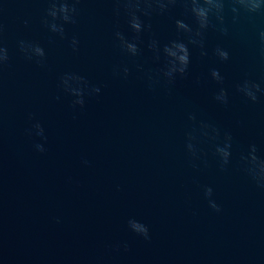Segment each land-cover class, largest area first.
Masks as SVG:
<instances>
[{
    "label": "water",
    "instance_id": "95a60500",
    "mask_svg": "<svg viewBox=\"0 0 264 264\" xmlns=\"http://www.w3.org/2000/svg\"><path fill=\"white\" fill-rule=\"evenodd\" d=\"M199 6L0 0V264H264V186L246 159L254 145L264 160V7L213 0L201 27ZM173 41L190 62L169 77Z\"/></svg>",
    "mask_w": 264,
    "mask_h": 264
},
{
    "label": "clouds",
    "instance_id": "9594fccd",
    "mask_svg": "<svg viewBox=\"0 0 264 264\" xmlns=\"http://www.w3.org/2000/svg\"><path fill=\"white\" fill-rule=\"evenodd\" d=\"M198 2L201 3V6L194 7L193 12L197 16V18L200 20L201 27H206L207 26V19L206 18H207V15H208V12L210 11V9L205 7L204 5L211 4L213 2V0H193L194 5L197 4ZM234 2L242 4V5H244V4L248 5V10L251 12H256V11L260 10L262 7H264V0H234ZM217 7H222V5H217ZM59 11L65 14L63 18H64V20L67 21L69 19L67 13L70 11L67 3H62L60 5ZM233 11H236V9L234 8ZM51 15H53V16L56 15L55 5L53 6V9L51 10ZM176 24H177L178 28H182V29H185L186 31H190L188 25L185 24L183 21L177 20ZM130 26L136 32L141 31V27H142L141 22L135 16L131 19ZM52 28H53V30H56V25H52ZM60 31H63V29L61 28ZM117 35L120 36L119 33H117ZM260 35H261V39L264 40V32H261ZM120 38H121L122 45L126 48V50L128 52H130L131 54L135 55L138 51L137 45L135 43L128 42V41L124 40L123 36H120ZM191 42L196 43L195 40H192ZM21 44L23 47V42H21ZM33 50L35 51L36 54H38L40 56L44 55L43 49L39 46H35ZM164 50L167 53V55L172 58V60L170 62L171 67L168 69L166 75L171 77L173 75V73H176V72H179L182 75L185 74L187 67H188V64L190 62L189 50H188L187 45L183 42L173 41L171 43V46H165ZM0 52H6V50L0 49ZM216 54L219 56V58L221 60H227L229 58L228 51L225 49H221L219 47L216 49ZM5 59H7L6 55H0V61H3ZM124 71H125V73H127V71H128L127 68H125ZM211 76L218 81L222 80V77L220 76V73L217 69H212ZM247 84H248V82L246 81L245 82V88H243L241 90L245 91V94L248 95L252 100H256L257 97L255 96V94L247 89ZM252 86L255 87L257 90L259 89V85L254 84ZM94 91L99 92L100 89L96 88V89H94ZM226 97H227L226 91L224 89H221L219 94L217 95L216 99L226 102ZM77 103H80L82 105L83 100H79V101H77ZM34 127L39 129V134H42L43 129L41 128L39 123L34 125ZM227 140L230 141L231 137L230 136L227 137ZM230 146H231L230 144H226L225 147H217L216 148V152L222 158L223 164L228 163V159L230 156V151H229ZM36 147L40 151L44 150L42 145H37ZM246 159H247V171H248L249 175L258 184H261L262 186H264V160H260L255 155V146L254 145L252 146V152L249 154V158H246ZM212 192H213V190L211 187H205L204 193H205L206 197H211ZM209 205H210V207H212L217 212L220 211V206L218 204H216L214 200L210 199ZM128 224H129V227L131 228L132 231H134L138 235L143 236V238L145 240L150 239L149 229H148L147 225H145L139 221H136L134 219H130L128 221ZM124 247L127 248V244H125Z\"/></svg>",
    "mask_w": 264,
    "mask_h": 264
}]
</instances>
